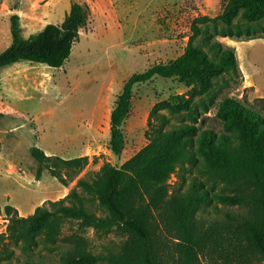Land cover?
I'll return each instance as SVG.
<instances>
[{"label": "rangeland", "instance_id": "obj_1", "mask_svg": "<svg viewBox=\"0 0 264 264\" xmlns=\"http://www.w3.org/2000/svg\"><path fill=\"white\" fill-rule=\"evenodd\" d=\"M74 3L86 4L89 18L61 68L16 63L0 69V235L6 234L8 225L6 207L26 217L43 203L63 199L72 191L78 194L85 211L106 216L80 183L90 184L101 165L120 168L138 153L147 144L146 120L154 105L187 89L174 80L159 78L135 86L129 116L122 127L124 148L118 157L108 149L109 116L116 98L132 75L182 54L188 39L180 36L197 16H207L209 21L199 25L203 34L194 38L192 45L207 52L211 61H217L218 54L209 52V41L226 48L220 41L228 31L240 33L233 39L258 41L252 49H243L242 57L247 76L264 94V19L248 23L239 13L231 26L225 27L218 19L221 0H0V53L11 43V17H18L21 37L27 39L48 24H61ZM238 70V78L230 74L215 78L213 88L192 101L190 112L160 111L167 119L163 129L195 121L199 130L222 133L214 117L222 99L233 97L249 104L256 100H248L249 93L241 89L244 76ZM34 149L44 156L40 163L31 155ZM77 158L86 159V164L69 168L62 163ZM200 165L199 156L185 163L187 172L171 176L169 191H182L196 178L212 196L208 204L199 207L197 218L220 219L226 212L235 211L217 201L215 196L224 193L222 184L211 182ZM65 204L77 205L73 200ZM121 241L114 232L93 228L79 231L77 222L70 221L53 244L39 236L36 245L26 250L20 242L6 240L5 247L12 256L0 264H62L61 257L75 243H83L97 264H109L107 257L119 250Z\"/></svg>", "mask_w": 264, "mask_h": 264}, {"label": "trees", "instance_id": "obj_2", "mask_svg": "<svg viewBox=\"0 0 264 264\" xmlns=\"http://www.w3.org/2000/svg\"><path fill=\"white\" fill-rule=\"evenodd\" d=\"M221 5L218 19L225 27H230L239 13L248 23L264 19V0H221ZM88 18V6L74 3L61 24H48L23 39L18 17H11V43L0 53V69L16 63L61 68ZM208 21L207 16L192 19L180 36L188 39L182 54L132 75L116 98L109 116L108 149L118 157L124 148L122 127L129 116L135 86L159 78L174 80L187 89L184 94L154 105L146 120L147 144L138 153L120 168L101 165L90 184L80 183L95 197L106 216L85 211L76 191L58 201L43 203L26 217L6 207L8 225L6 234L0 235V262L12 256L5 247L6 240L20 242L26 250L36 245L39 236L45 243L53 244L63 225L76 221L79 231L93 228L121 237L119 250L107 257L109 264H264V98L256 99L254 104L233 97L222 99L214 114L221 124L220 134L209 128L199 130L195 121L163 129L167 119L160 111L190 112L192 101L208 93L215 78L229 74L238 78L233 49H223L220 43L209 41V52L218 54L217 61H211L207 52L192 45L193 39L203 34L199 25ZM221 36L238 38L240 33L228 31ZM207 110L204 106L203 112ZM31 155L39 163L44 159L36 149ZM195 156L201 158L202 174L211 182L222 184L224 193L215 196L217 201L235 211L226 212L220 219L197 218L199 207L208 204L212 196L196 178L182 191H169L171 176L178 171L187 172L184 165L195 160ZM62 163L81 168L86 159ZM39 174L38 170L37 177ZM68 200L77 205L67 206ZM61 263L97 264V259L83 243H75L61 257Z\"/></svg>", "mask_w": 264, "mask_h": 264}, {"label": "crops", "instance_id": "obj_3", "mask_svg": "<svg viewBox=\"0 0 264 264\" xmlns=\"http://www.w3.org/2000/svg\"><path fill=\"white\" fill-rule=\"evenodd\" d=\"M220 42L224 44L226 48H230L234 50L236 63L244 76L243 77L244 81H243V85H241V89L246 90L247 93H249L248 100L264 98V94H262L263 93L262 90L256 85V83L254 82V79L247 76L246 63L242 57L243 49H246V48L252 49L254 47V44L258 41L257 40H237V39L226 37V38L221 39ZM252 88L254 90H252Z\"/></svg>", "mask_w": 264, "mask_h": 264}]
</instances>
